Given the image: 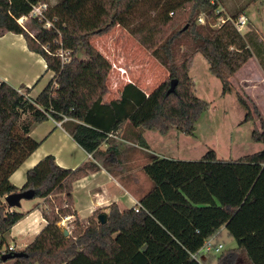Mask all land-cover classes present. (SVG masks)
I'll use <instances>...</instances> for the list:
<instances>
[{
	"label": "trees",
	"instance_id": "1",
	"mask_svg": "<svg viewBox=\"0 0 264 264\" xmlns=\"http://www.w3.org/2000/svg\"><path fill=\"white\" fill-rule=\"evenodd\" d=\"M41 4L40 18L28 16ZM240 14L224 15L212 0H58L54 5L0 0V33L21 34L28 50L53 73L33 98L29 88L18 91L0 80V263L10 255L12 264H205L198 250L223 226L235 246L220 253L218 264L239 259L264 264V119L254 101L230 82L252 57V48L264 72V44L236 29L232 20ZM21 17L26 19L19 23ZM219 17L225 21L217 26ZM115 26L133 35L168 76L148 94L126 83L117 98L106 102L111 64L91 37ZM61 50L69 52L67 61L62 62ZM196 53L220 80L221 94L235 92L246 109L244 120L258 119L251 139L261 149L228 160L217 158L212 149L199 160L143 155L141 171L152 185L139 197V208L135 203L120 210L112 203L103 213L104 223L102 212L94 211L86 224L74 220L67 235L58 223L74 216L69 205L73 183L99 169L94 161L64 168L47 155L27 170L22 187L10 182L11 173L40 144L30 136L32 127L48 117L60 121L82 149L96 153L107 167L130 165L129 152L147 148L145 130L163 135L174 128L193 135L196 120L208 108L194 94L188 73ZM172 79L176 85L170 91ZM26 189L34 190L33 198H46V224L23 250L11 251L5 234L24 214L9 211L4 197Z\"/></svg>",
	"mask_w": 264,
	"mask_h": 264
},
{
	"label": "rangeland",
	"instance_id": "2",
	"mask_svg": "<svg viewBox=\"0 0 264 264\" xmlns=\"http://www.w3.org/2000/svg\"><path fill=\"white\" fill-rule=\"evenodd\" d=\"M57 1L45 0L46 3L51 5L56 4ZM212 2L219 5V9L223 10L224 15H230L234 11H239L245 15L246 22L241 33L250 28L251 30H258L260 32L259 35L264 38V0H212ZM201 15L203 16V14ZM198 24L200 27L203 25V23ZM91 44L100 50L99 52L105 53L110 57V61L108 60L112 69L108 82V92H110L105 96V100L113 99L116 91L121 90L129 82L136 83L138 87L148 94L168 76L166 69L139 44L133 35L121 26H115L108 33L101 36L91 37ZM253 69L254 64L251 59L239 75L245 74L247 70H250L251 73L248 75V79L257 84L259 82L258 74ZM118 72L121 73V76L123 75L121 80L118 78ZM188 73L194 84V94L208 102V108L196 120L194 134L191 136H187L174 128L163 135L155 130H150L151 132L146 134V139L151 147L150 151L162 153L161 155L179 160H199L205 152L212 149L217 158L228 160L236 159L261 149L262 144L251 139L253 128L259 126L258 119L253 117L251 120H244L246 109L237 100L235 92L221 94L220 80L209 72L208 63L200 53H196L193 56ZM254 86H249L246 92L257 105L264 119V84L258 88ZM237 91L245 96L244 91L240 87ZM127 163L129 164L127 160H123V164ZM139 168L134 166V174L128 183L125 181L126 179L122 178L124 174L120 178L118 177V182L123 187V190H126V193L131 192V185H136L141 192L148 185H152L149 178ZM135 176L137 180L139 179L138 184L134 183ZM113 185L116 186V183ZM38 201L39 199L37 198L22 199L20 206L15 207V211L26 213L29 207L34 208ZM112 203H115L120 209V206L113 201L100 206L94 211L106 214ZM69 205L74 210L72 194L71 204L69 203ZM88 218L78 217L75 212L74 216L69 217V220L62 224V230H66L68 234L75 226L74 220L80 224H86ZM24 223L22 222L19 225L21 229ZM9 236V232L5 234L6 243L14 245ZM210 238L216 243H221L222 250L218 252L213 250L210 252L200 251L198 258L200 261H204L205 264H218L217 258L220 253L223 250L234 247L235 240L223 226ZM23 245L17 241L15 247L21 249ZM11 260H7V264H10ZM235 264L247 263L243 259H239Z\"/></svg>",
	"mask_w": 264,
	"mask_h": 264
},
{
	"label": "crops",
	"instance_id": "3",
	"mask_svg": "<svg viewBox=\"0 0 264 264\" xmlns=\"http://www.w3.org/2000/svg\"><path fill=\"white\" fill-rule=\"evenodd\" d=\"M242 34H250L249 36L256 42L264 44V38L259 35L260 32L258 30L256 31L248 28ZM252 51V57L236 71L234 76L230 78L232 86L236 88V90L240 87L247 95L248 93L246 91L249 86L255 85L254 87L258 88L264 84V72L259 62L260 58L254 52L253 48ZM102 54L110 61V57L107 54ZM251 59L254 64L253 70L258 74L259 82L257 84H254L255 82L248 79V75L251 73L250 70H247L245 74L239 75V73L246 68ZM111 70L112 69H110L108 75V82ZM52 74L53 73L51 71L46 70V63L44 59L39 54L28 50L24 37L21 34H15L12 32L0 33V80L5 81L18 91H21L20 89H24L25 87L29 88V96L33 98L46 85ZM117 75L121 80L123 75L121 76L120 72H118ZM119 92L120 90L118 92L116 91V95L113 99L119 96ZM107 93L103 97V100L106 102L112 100H105ZM248 96L250 97V95ZM149 132L151 131L145 130L142 133L147 144V148H142V151H131L127 155H131L133 158L130 165H126L124 167H107L102 164L101 157H98L96 153L90 154L82 149L67 132V130L62 127L60 121H56L51 117H48L32 127L30 136L36 140H40V144L20 164V166L11 173L9 180L16 187H22L25 183L27 170L35 166L47 155H52L56 164L64 168H75L84 161H94L99 166V169L96 171H89L88 174L73 183L71 194L73 196L74 211L77 216L86 219L93 213L94 210L113 201L120 206V209L131 207V205L138 202L139 197L147 191L149 185L143 192H141L136 185H131V192L126 193V190L124 191L123 187L118 182L120 176L124 174L122 178L126 179L125 181L128 183L131 176L134 174V166L140 167L139 170L141 171V168L145 165L146 159H143L144 156L147 157V154L165 156L161 155L162 153L150 151L151 147L146 139V134ZM106 147L107 145L105 143L100 145V149H105ZM138 180L135 176L134 183L138 184ZM115 183L116 186L113 185ZM36 198L39 199V201L34 205V208L29 207V210H27L26 213H23V218L16 222L9 230V237L14 245L7 243V246L12 247L13 251L23 250L46 224V220L42 215V211L46 207V198ZM7 208L9 211H15V207L7 206ZM68 220L69 218L67 221ZM22 222L25 223L21 229L19 225H21ZM62 224L59 223V226L61 227ZM17 241L20 242V244H24L21 249H17L15 247ZM12 262L13 260H11L10 264H12ZM0 264H7V262L3 261Z\"/></svg>",
	"mask_w": 264,
	"mask_h": 264
},
{
	"label": "built area",
	"instance_id": "4",
	"mask_svg": "<svg viewBox=\"0 0 264 264\" xmlns=\"http://www.w3.org/2000/svg\"><path fill=\"white\" fill-rule=\"evenodd\" d=\"M44 9H45V4H41V5L34 6L33 9L31 10V12L29 13L28 16H37V17L40 18V17L42 16V11H43ZM227 18L229 19L230 17H227ZM25 19H26V17H21L20 19H18V22H19V23H22ZM224 21H225V19H224L223 17H219V18H218V21H217V23H216V25L219 26V25H221ZM197 22H198V23H203V16H202V15H199V16H198V18H197ZM232 22H233L234 26L236 27V29H237L238 31L241 32V30H242V28H243V25H244V23L246 22V21H245V15L241 13V14L238 15L235 19H233ZM48 25H49V24L47 23V26H48ZM68 54H69L68 51H63V50H61V51L59 52V56H60L62 62L68 60ZM138 208H139V204L136 203L135 210H137ZM68 218H69V217H64V218H62V219L60 220L59 223L62 224V223L65 222ZM59 223H58V224H59ZM222 248H223V247H222V244H221V243H216V242L212 241L211 238L209 237V238H207V239L204 241L203 245H202L201 248L198 250V252H200V251L210 252V251H212V250H213L214 252H218V251H220ZM8 249L11 250V251H13V248H12V247H8ZM192 256H193V257H196V254L193 253ZM197 259H198V258H197Z\"/></svg>",
	"mask_w": 264,
	"mask_h": 264
},
{
	"label": "water",
	"instance_id": "5",
	"mask_svg": "<svg viewBox=\"0 0 264 264\" xmlns=\"http://www.w3.org/2000/svg\"><path fill=\"white\" fill-rule=\"evenodd\" d=\"M176 85V80L172 79L170 81V87L169 90L173 91ZM34 196V190L32 189H26L23 191H19V192H15V193H11L8 194L4 197V202L6 203V205L8 207H19L20 206V201L22 199H31ZM99 219L101 220V223L105 222V215L104 214H100L99 215ZM64 235H67V231L66 230H62ZM18 255V253L16 254ZM14 257V256H13ZM10 255H6L3 257V261H6V259H11L13 258Z\"/></svg>",
	"mask_w": 264,
	"mask_h": 264
}]
</instances>
